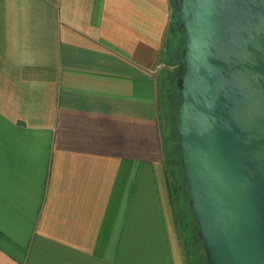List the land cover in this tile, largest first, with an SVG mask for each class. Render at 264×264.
<instances>
[{
  "label": "crops",
  "instance_id": "1",
  "mask_svg": "<svg viewBox=\"0 0 264 264\" xmlns=\"http://www.w3.org/2000/svg\"><path fill=\"white\" fill-rule=\"evenodd\" d=\"M173 0H0V264H186L160 118Z\"/></svg>",
  "mask_w": 264,
  "mask_h": 264
},
{
  "label": "water",
  "instance_id": "2",
  "mask_svg": "<svg viewBox=\"0 0 264 264\" xmlns=\"http://www.w3.org/2000/svg\"><path fill=\"white\" fill-rule=\"evenodd\" d=\"M189 209L208 264H264V0H174Z\"/></svg>",
  "mask_w": 264,
  "mask_h": 264
},
{
  "label": "trees",
  "instance_id": "3",
  "mask_svg": "<svg viewBox=\"0 0 264 264\" xmlns=\"http://www.w3.org/2000/svg\"><path fill=\"white\" fill-rule=\"evenodd\" d=\"M174 14L171 23L170 34L165 46L163 62L165 70L162 75V83L160 89V118L164 117V125L161 124L162 131L165 126L169 130V142L171 143V152L167 153L165 149L166 167L169 177V187L171 196H176L179 201L177 209L180 219L176 217V221L183 232L180 233L184 239V249L186 264H208L202 243L198 239V226L195 217L189 209L190 195L187 190V181L184 177V170L181 166V152L178 146L179 136L177 134L179 120L178 109L182 105V98L179 95V82L185 73V65L182 60L185 45V32L175 25V6L173 0ZM172 80L174 82L172 83ZM163 111V112H162ZM163 113V114H161ZM164 145L166 141L163 135ZM170 175V176H169ZM186 184L184 187L183 185ZM176 186L179 190L176 193ZM174 194V195H173ZM180 199V200H179ZM186 200L188 201V209L186 208ZM174 205V203H173ZM175 209V206H174Z\"/></svg>",
  "mask_w": 264,
  "mask_h": 264
},
{
  "label": "rangeland",
  "instance_id": "4",
  "mask_svg": "<svg viewBox=\"0 0 264 264\" xmlns=\"http://www.w3.org/2000/svg\"><path fill=\"white\" fill-rule=\"evenodd\" d=\"M163 112V111H162ZM161 114H163V113H161ZM164 117H163V115H162V120H161V124L163 123V125H164ZM163 135H164V138H165V141H166V145H165V149H166V151H167V153H170L171 152V143L169 142V130H168V127L167 126H165L164 128H163ZM170 176V175H169ZM184 187L186 186V184H184L183 185ZM179 188V186H176V193L178 192V189ZM178 189V190H177ZM174 195V194H173ZM180 200V199H179ZM173 203H174V205L173 206H175V217H177V218H179L180 219V222H182L181 221V218H180V214H179V211H178V209H177V206L179 205V201L178 200H176V196L174 195L173 196ZM185 205H186V208L188 209V201L186 200V203H185ZM177 226H178V224H177ZM178 230L180 231V233L181 232H183L182 230H183V227H181L180 225H179V228H178ZM180 239H181V242L183 243L184 242V239H183V237H182V235H180ZM183 248H184V243H183ZM184 253H185V249H184ZM185 262H186V258H185Z\"/></svg>",
  "mask_w": 264,
  "mask_h": 264
},
{
  "label": "flooded vegetation",
  "instance_id": "5",
  "mask_svg": "<svg viewBox=\"0 0 264 264\" xmlns=\"http://www.w3.org/2000/svg\"><path fill=\"white\" fill-rule=\"evenodd\" d=\"M174 82V80H172V83Z\"/></svg>",
  "mask_w": 264,
  "mask_h": 264
}]
</instances>
